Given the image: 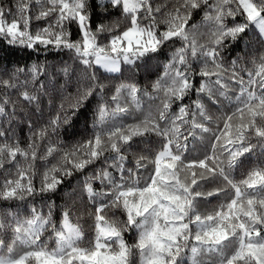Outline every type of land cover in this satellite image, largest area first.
Listing matches in <instances>:
<instances>
[{
    "label": "snow or ice",
    "instance_id": "obj_1",
    "mask_svg": "<svg viewBox=\"0 0 264 264\" xmlns=\"http://www.w3.org/2000/svg\"><path fill=\"white\" fill-rule=\"evenodd\" d=\"M13 5L0 3V40L37 58L0 67V89H23L19 100L35 105L42 117L48 96L55 114L35 130L28 122L22 148L19 140L9 142L19 101L0 95V202L55 194L79 174L76 187L94 209L89 215L95 236L90 247H79L81 227L71 222L66 206L51 199L29 206L23 219L6 209L0 214V264H133L134 251L139 264H264V198H257L264 192V167L239 182L231 178L241 158L255 152L253 138L264 154V55L258 64L253 61L254 71L237 70L239 57L226 68L222 55L249 28L264 41V0H13ZM32 5L35 14H26ZM96 9L101 21L93 28ZM197 13L200 20L193 22ZM33 21L47 23L33 28ZM153 59L163 71L151 91L121 79L128 72L131 80L137 67ZM225 102L235 105L230 115L223 113ZM208 105L221 116L214 118ZM82 116L91 135L72 142ZM129 118L133 122L125 123ZM61 133L67 142L53 143L50 137ZM152 136L155 150L146 143ZM206 139L210 154L186 162L190 143ZM137 141L151 158L132 151ZM57 154L58 161L47 166ZM38 160L45 170L37 189ZM204 183L218 186L202 191ZM221 196L228 202L219 210H199L198 201ZM109 209L125 219L107 218ZM49 229L52 249L41 240ZM126 231L136 233L134 244L126 243ZM18 248L28 250L17 254Z\"/></svg>",
    "mask_w": 264,
    "mask_h": 264
},
{
    "label": "trees",
    "instance_id": "obj_2",
    "mask_svg": "<svg viewBox=\"0 0 264 264\" xmlns=\"http://www.w3.org/2000/svg\"><path fill=\"white\" fill-rule=\"evenodd\" d=\"M155 3H163V0H154ZM0 3H4L8 6H14L13 0H0ZM36 8L35 5L30 6V11L26 14L33 15L35 14ZM100 9H96L97 17L94 20L93 28H95V24L99 23L101 21V17L99 16ZM200 13L195 14L194 21L193 22H199L200 20ZM115 17H104L103 19L107 22L111 19H114ZM10 20L11 17H8ZM237 22H243L242 17H236ZM47 21H41V22H32V27H43L46 26ZM229 24H231V19L229 20ZM70 30L73 33V39H76V25H70ZM201 31H206V28H201ZM177 47L179 44L177 43ZM171 49H168L166 47L165 51H169ZM222 55L225 58V67H230L231 61L236 60L237 57L239 59L237 60V70L240 68H245L248 70L254 71V64L253 61H256L258 64L260 61V57L264 55V41L261 40V38L257 35V31L249 28L245 33L242 34V38L239 39L238 42H230L229 46L225 49V51L222 53ZM37 57L33 54H31V50L25 51L21 48L15 47V46H8L6 41L0 40V67L2 66H8L9 68H12L14 66H19L24 63H30L32 60H35ZM45 58V54L41 53L39 56L40 60H43ZM65 60H68L67 54L63 57ZM50 61L52 60V57L48 58ZM56 59H59L58 57ZM71 63V61H69ZM140 65H143L144 62H139ZM157 61L155 59L151 60L149 62L148 67L139 66L135 70V76L132 77L131 80L128 78L132 76V73L126 72L124 77H121V79L125 80L126 82H139L140 86H148V90L151 91V82L156 79V77L160 74H162V67L157 68ZM245 80L248 79L247 72H241L240 73ZM7 78V77H5ZM25 77L21 76L20 80H24ZM58 83H63V78L58 77L57 78ZM108 82V81H105ZM119 82V81H116ZM233 87H236L235 84L232 85ZM23 89H0V95H4L5 93L11 98L12 101H19L17 103V116L11 125V127L15 131V136L11 137L9 142H12V140H19L20 146L26 147L28 144V122L30 121L33 125V130L38 129L41 127L44 123L47 122L50 115L55 114V110L53 109L50 113L49 111V105L47 103L48 99L50 97L45 96L43 97V103L41 104V109L43 110V117L41 116V112L35 111V105H25L22 101L19 100V91H22ZM31 91L32 89H28ZM73 88H69L68 91H73ZM238 90V89H237ZM194 98V97H193ZM55 103L59 104V96L57 95L55 97ZM184 103H189L188 100H185ZM207 103V102H206ZM145 107H147V104H145ZM9 108L11 109V105H9ZM210 114L216 118L221 116V110L218 107L208 105ZM235 105H230L227 102H225L223 113L230 115L232 111H234ZM175 110V109H174ZM142 118V117H141ZM133 120L129 118L125 121V123H132ZM90 124V122H89ZM5 127H8L7 124L4 125ZM219 128L223 127V123H219ZM211 127L216 128L217 125L213 124ZM76 135L73 137L72 142H75V140L78 139H86L88 136L91 135V129L90 126L88 128L85 127V121L84 117L82 116L80 120L77 122L76 129H75ZM53 143H56L57 140H64L67 142L68 138L64 136L62 133L59 136L53 135L50 137ZM157 140L155 136H152L149 141L146 143L148 144V147L156 149V144L154 143ZM252 144L257 145L255 152L253 154H246L245 157L241 158V164L238 168L234 169L232 172L231 178L239 182L243 179L247 178V175L250 171H252L256 167H264V154H262V150L259 147V142L253 138L251 140ZM47 144V141L41 142V147L39 150V155L44 154V147ZM138 146L133 148L132 151L136 152L137 155H145L149 156L151 158L150 153L143 151L144 145L140 144L139 141H137ZM191 151L190 153H186V157L188 161L191 160H198L203 159L205 154H210V141L204 140L203 142L197 141V142H191L190 143ZM19 159V157H18ZM59 159V154H57L55 159L49 158L47 162V166H51L52 164L56 163ZM129 159H132L130 156ZM97 166H100L99 164ZM131 166V165H129ZM36 170L38 171L39 175H37L34 180L33 184L38 189L40 187V176L45 170V164L43 161H37L36 164ZM92 169L89 168L88 171H91ZM12 172H15V169H12ZM87 174V173H85ZM2 175V174H0ZM11 178V177H9ZM81 179L79 174L74 175L71 178L66 179L65 183L60 187L59 191L55 194H43L36 195L34 198L28 197L23 201L16 200V201H9V202H0V214H3V212L7 209L11 212L17 213L21 219L26 218L30 215V212L28 211V207L31 205H35L38 208L45 203V201L51 199L56 201L59 205H64L70 210V219L71 222L74 224H78L81 227V230L83 232V239L79 243V247L81 248H87L91 246V243L94 242V236H95V229H94V217L89 215V212L94 211V209H91L88 205L87 197L84 196L80 189L76 187L77 181ZM218 183H204L202 184V187L200 190L202 191H209L213 188L217 187ZM96 187H99V185H96ZM249 194L252 196H256L257 194L253 192L252 190H248ZM67 193V194H66ZM234 195V192L231 193ZM257 198H264V192L260 193ZM228 202L225 197L221 196L219 198H208L207 200H200L198 201V207L199 210L202 213H211L213 210H219V205L221 203ZM46 211V209H44ZM106 217L109 219H125L124 215L119 210H113L109 209L106 211ZM54 219L57 222V225H59L60 220V213L56 212L54 214ZM52 236L51 230L49 229L45 233H43L41 240L42 242H46L48 248H52L55 246V240L49 239V237ZM124 239L127 244L132 245L136 242L137 235L136 233L132 231H126L123 233ZM10 238V233H9ZM114 247V246H113ZM28 249L24 248H18L17 254H23L24 251H27ZM230 254V253H229ZM133 264H139V255L138 252L134 251L133 255ZM204 259H209V257L205 256ZM187 264V261H186Z\"/></svg>",
    "mask_w": 264,
    "mask_h": 264
},
{
    "label": "rangeland",
    "instance_id": "obj_3",
    "mask_svg": "<svg viewBox=\"0 0 264 264\" xmlns=\"http://www.w3.org/2000/svg\"><path fill=\"white\" fill-rule=\"evenodd\" d=\"M74 224V223H73ZM114 247H115V245H113ZM55 247V246H54ZM54 247H52V248H54ZM52 248H50V249H52Z\"/></svg>",
    "mask_w": 264,
    "mask_h": 264
}]
</instances>
